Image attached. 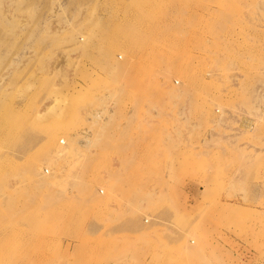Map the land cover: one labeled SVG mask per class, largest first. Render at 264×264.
<instances>
[{
    "label": "rangeland",
    "instance_id": "rangeland-1",
    "mask_svg": "<svg viewBox=\"0 0 264 264\" xmlns=\"http://www.w3.org/2000/svg\"><path fill=\"white\" fill-rule=\"evenodd\" d=\"M0 264H264V0H0Z\"/></svg>",
    "mask_w": 264,
    "mask_h": 264
},
{
    "label": "bare ground",
    "instance_id": "bare-ground-1",
    "mask_svg": "<svg viewBox=\"0 0 264 264\" xmlns=\"http://www.w3.org/2000/svg\"><path fill=\"white\" fill-rule=\"evenodd\" d=\"M45 169H46V168H45ZM45 169H43V173H45V174H46L47 172H46V170H45ZM42 175H43V174H42Z\"/></svg>",
    "mask_w": 264,
    "mask_h": 264
}]
</instances>
